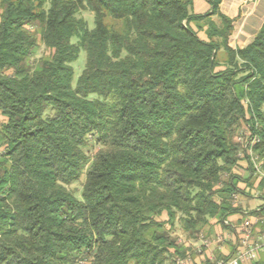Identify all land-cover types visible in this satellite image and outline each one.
<instances>
[{"label":"trees","instance_id":"1","mask_svg":"<svg viewBox=\"0 0 264 264\" xmlns=\"http://www.w3.org/2000/svg\"><path fill=\"white\" fill-rule=\"evenodd\" d=\"M221 1L0 0V264H175L176 232L240 212L249 150L264 171V23L231 49Z\"/></svg>","mask_w":264,"mask_h":264},{"label":"crops","instance_id":"2","mask_svg":"<svg viewBox=\"0 0 264 264\" xmlns=\"http://www.w3.org/2000/svg\"><path fill=\"white\" fill-rule=\"evenodd\" d=\"M219 11L221 14L229 18H234L239 15L238 20L233 23V31L228 40V46L233 50L243 49L248 46L254 39L261 25L264 23V0H222L219 5ZM192 12L195 15L205 14L210 12V5L208 4L207 0H192ZM256 198L257 197H254L253 199ZM244 203L245 202L243 199L242 205ZM259 207L248 210H246V207H243L242 209L239 208V213L231 215L226 219L227 221L224 222L226 227L225 235H222L220 231L219 233H216V241L210 243V252H206V258L209 261L213 262L216 260L218 257L217 253H220L224 257L233 255V259L240 251H244L245 249H249L264 243V229H262V226L259 228V225H263V222L260 221L259 218L247 216L249 212L258 209ZM246 220H251L252 225L250 228L251 232L248 247L244 248L240 243V229L238 228L241 226L240 223ZM212 224L213 222H211L207 228L210 226L212 227ZM201 238H198L199 242L202 241ZM223 239L227 244L217 246L216 242H222ZM226 239L229 240L227 241ZM228 242H230V247L228 246ZM260 260H264V254L259 251L255 252L252 256V259L245 264H254ZM217 264H222V261L217 262Z\"/></svg>","mask_w":264,"mask_h":264},{"label":"rangeland","instance_id":"3","mask_svg":"<svg viewBox=\"0 0 264 264\" xmlns=\"http://www.w3.org/2000/svg\"><path fill=\"white\" fill-rule=\"evenodd\" d=\"M81 17L83 19H85L89 23V27L93 26L92 25V15L91 14L82 13ZM212 19H213V21L217 22V18L213 17ZM192 27H194V26L192 25ZM198 35H199L200 38H204L203 31L199 32ZM50 53H51L50 50H46L43 46H39V48L33 54L31 62L34 63L38 59H40L42 57H47ZM85 59H86V55H85L84 52L81 51L79 53L77 61L72 64V68H73V86L75 85L77 78L81 74V71H82V69L84 67V64H85ZM218 60L221 63L224 62L225 54L220 53L218 55ZM0 120H2L1 117H0ZM239 133H241L240 134L241 137H242L243 134L248 135V132H247V130L245 129V127L243 125L239 129ZM236 140L243 142V140H240V138H237ZM0 151H1V148H0ZM260 170L262 172H264L262 169H260ZM236 172L240 175L241 179H247L248 178V172L245 169L244 163H242L241 167L236 169ZM254 176H255V178H253L250 183L255 182V184L253 183L254 185L251 187L252 189L249 188V191L246 190V192L248 193L247 194L248 196L247 197H241L240 196V197H237V199H236L235 206L239 207L240 209H242L243 207H246V210L255 209V208L259 207L262 204L261 200H259L260 199L259 197L260 196L261 197L264 196V190L263 191H258L257 189H255L254 186H256L258 181L260 179L264 178V177H260V175H258V174L254 175ZM75 187H77L79 189L78 185H73L71 188H75ZM254 197H257L258 199L257 198L253 199ZM243 199H244L245 203L242 205V200ZM212 222H213L212 227L211 226L208 227V228L206 227V229H204V231L200 233V236L202 237V238L200 237L202 239L201 242H199L198 239L196 241L185 239L184 236L180 232H176L174 234V237L177 239V242L178 243H184L185 244V248L189 249V252H188V255H187L186 259H183V260L176 259V263L175 264H196V263L203 262L204 259H206V257H207L206 252H210V243L215 242L216 239H217L216 233H219V231H220V233H222V235H225V232H226L225 229H223L221 227V225L216 223L217 220H213ZM226 240L228 241L229 239H226ZM216 244H217V246H220V245L222 246V245H226L227 243L223 239L222 242L221 241L219 243L216 242ZM228 246L230 247V242H228ZM219 254L220 253H217V255H219ZM215 261L219 262L217 259Z\"/></svg>","mask_w":264,"mask_h":264},{"label":"built area","instance_id":"4","mask_svg":"<svg viewBox=\"0 0 264 264\" xmlns=\"http://www.w3.org/2000/svg\"><path fill=\"white\" fill-rule=\"evenodd\" d=\"M255 142H256L255 138H251L250 146ZM248 154L250 161L253 164L255 173L260 175V177H264V173L260 170L259 166H257L256 164L257 158L251 153V150L248 151ZM251 225H252L251 220H246L243 226L239 230L240 239H241L240 243L244 248L248 247ZM259 251L264 253V243L261 245H256L249 249H245L244 251H240L234 259L230 260L228 263H222V264H245L252 259V256L255 252H259Z\"/></svg>","mask_w":264,"mask_h":264}]
</instances>
